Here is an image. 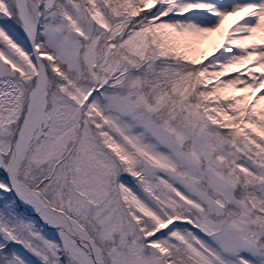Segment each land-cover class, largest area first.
I'll return each instance as SVG.
<instances>
[{
    "label": "snow or ice",
    "instance_id": "snow-or-ice-1",
    "mask_svg": "<svg viewBox=\"0 0 264 264\" xmlns=\"http://www.w3.org/2000/svg\"><path fill=\"white\" fill-rule=\"evenodd\" d=\"M261 90L264 0H0V264H264Z\"/></svg>",
    "mask_w": 264,
    "mask_h": 264
},
{
    "label": "rangeland",
    "instance_id": "rangeland-1",
    "mask_svg": "<svg viewBox=\"0 0 264 264\" xmlns=\"http://www.w3.org/2000/svg\"><path fill=\"white\" fill-rule=\"evenodd\" d=\"M244 14L241 13L240 17L236 16V17H228L225 19L224 24L221 26V29L218 33H212L209 34L208 37L206 38L204 44L201 46L203 50H205V52L207 54L210 53H215L217 52L212 45H216V44H221V43H226L227 42V38H228V30L233 27L237 21L243 23V20L241 19V17ZM233 18L235 19V21L233 22ZM232 19V20H231ZM231 20V21H230ZM230 21V24L225 26L228 22ZM222 50V48L220 49ZM247 62H245L246 64ZM250 64V62L248 63V65ZM260 70V69H259ZM264 91V90H261Z\"/></svg>",
    "mask_w": 264,
    "mask_h": 264
},
{
    "label": "trees",
    "instance_id": "trees-1",
    "mask_svg": "<svg viewBox=\"0 0 264 264\" xmlns=\"http://www.w3.org/2000/svg\"><path fill=\"white\" fill-rule=\"evenodd\" d=\"M154 10V9H153ZM205 51V50H204ZM208 55V54H207ZM209 58H211L212 56H208ZM205 62H207V61H205ZM248 63L249 62H247L245 65H246V67H248ZM241 66L242 65H237L236 66V68H235V70H229V73H226L225 74V77H222V79H224V78H226L227 77V75H229V74H231V75H236L238 72H241V71H244V68H241ZM245 67V68H246ZM214 82V81H213ZM237 94H239V93H237ZM129 179H131V178H129Z\"/></svg>",
    "mask_w": 264,
    "mask_h": 264
},
{
    "label": "bare ground",
    "instance_id": "bare-ground-1",
    "mask_svg": "<svg viewBox=\"0 0 264 264\" xmlns=\"http://www.w3.org/2000/svg\"><path fill=\"white\" fill-rule=\"evenodd\" d=\"M238 17H240V14L238 15ZM232 20V19H231ZM230 20V21H231ZM230 21L225 25V26H227V25H229L230 24ZM235 21V19L233 18V22Z\"/></svg>",
    "mask_w": 264,
    "mask_h": 264
},
{
    "label": "flooded vegetation",
    "instance_id": "flooded-vegetation-1",
    "mask_svg": "<svg viewBox=\"0 0 264 264\" xmlns=\"http://www.w3.org/2000/svg\"><path fill=\"white\" fill-rule=\"evenodd\" d=\"M164 231H166V230H164ZM159 235V234H158Z\"/></svg>",
    "mask_w": 264,
    "mask_h": 264
}]
</instances>
